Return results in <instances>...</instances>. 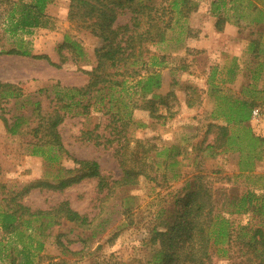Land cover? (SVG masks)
I'll return each instance as SVG.
<instances>
[{"label": "rangeland", "instance_id": "1", "mask_svg": "<svg viewBox=\"0 0 264 264\" xmlns=\"http://www.w3.org/2000/svg\"><path fill=\"white\" fill-rule=\"evenodd\" d=\"M15 1L0 0V82L17 85L23 93L16 101L10 100L0 106V114L9 124L13 116L29 114L31 105L27 101L40 96L45 107L47 99L41 90H49L55 83L68 87L85 84V72L96 65L94 49L100 45V41L80 22L69 20V0H51L46 7L44 26L19 34L31 55L7 54L6 51L15 46V37L5 31L6 15ZM195 1L199 7L185 21V26L190 29L189 36L176 44L166 39L162 43L148 45L150 52L166 57L159 67L163 83L156 93L165 96L171 91L172 95L165 98V102L159 99L154 101L155 116H151L147 110H135L128 130L132 147L140 140L158 147L179 148L178 159L182 160L176 167L179 173L177 179L163 180V168H159L156 181L140 177L137 185L115 190L102 205L99 200L102 194H98L94 179L84 180L61 192L47 188L29 189L28 186L36 180L50 181L67 175V170L73 167L72 160L55 150L45 153L47 157L56 155L54 160L33 155L31 137L25 133L26 124L22 123L21 133L11 135L0 118V185L5 186L4 189L0 187V197L11 190L22 196V202L31 210H46L67 201L80 214L95 217L91 229L62 222L46 230L43 235L39 229L30 232L44 245L40 252L42 262L49 261L50 257L54 261L63 260L65 264H149L152 253L159 248L158 244H150V231L165 228L166 212L174 205L175 198L183 197L186 183L193 173L201 172L208 178L211 187L219 191L215 199L220 203L223 193L238 198L248 189L254 190L258 197H264V147L255 154L260 157L257 158L254 153L248 152L244 138L235 140L236 143L231 146L225 143L219 146L215 142L216 129L208 128L210 123H224L221 114L217 118L211 115L213 111L221 113L225 109L217 95L230 99L242 98L254 89L252 96L257 103L255 109L259 111V116L251 118L245 127L255 135L264 137V35L260 41L259 55L254 56L250 51V41L255 38L253 33L260 30L261 24L250 23L255 13L243 9V17L238 24L226 21L222 25V28L227 27L226 34L214 35L211 29L216 30L217 17L209 12V4L214 0ZM251 1L264 11V0ZM49 6L51 10H47ZM231 14V10L226 13L227 16ZM126 20L127 15H124L118 22L124 23ZM199 27L204 29L200 35L197 32L201 31ZM65 36L82 47L84 54L76 62L70 49L61 47ZM189 38L203 41L195 46H187ZM32 55L43 57L35 58ZM231 68L233 79L227 75ZM212 76L214 86L209 87L208 78ZM189 102L191 106L187 105ZM21 105L26 108H21ZM105 119L103 111L97 109L88 116L68 114L58 126V131L71 157L96 160L103 176L108 180L118 179L121 171L113 148L83 142L79 138L82 130L93 129L95 125L102 132ZM229 128L235 135L242 133L240 126L230 124ZM208 144L214 146L212 150L206 149ZM239 148L245 149L240 153ZM250 175H254V179L249 180ZM124 205L131 209V223L122 214ZM1 207L4 205L0 202ZM247 215L253 225L260 219L264 223V218L260 216ZM247 215L233 217L234 223L246 221ZM117 231L115 240L107 242L111 234ZM19 248L20 244H16L0 229V264H10L9 255ZM81 249L86 256L71 254ZM213 264H239V259L214 256Z\"/></svg>", "mask_w": 264, "mask_h": 264}, {"label": "trees", "instance_id": "2", "mask_svg": "<svg viewBox=\"0 0 264 264\" xmlns=\"http://www.w3.org/2000/svg\"><path fill=\"white\" fill-rule=\"evenodd\" d=\"M50 2L17 0L11 4L6 15L5 31L15 37V46L8 49L7 54L31 55L19 34L44 26L47 20L45 11ZM209 5L210 14L217 17L215 28L218 31L222 30L226 21L238 24V20L243 17V9L255 13L250 23L261 24V28L253 33L255 38L250 41V51L254 56L259 55L260 41L264 35V11L251 0H214ZM198 7L195 0H69V20L80 22L100 41V45L94 49L96 65L85 72L86 83L69 87L55 83L49 90H41L47 99L45 107L40 96L27 101L31 105L29 114L13 116L10 124L0 114L6 131L11 135L21 133L22 123L26 124L25 133L31 137L33 155L54 160L56 155L47 157L45 153L55 150L72 160L73 167L67 170V175L50 181L36 180L28 186L29 189L47 188L61 192L84 180L94 179L98 194H102L99 199L102 205L115 190L137 185L140 177L156 181L159 168H163L161 178L165 181L179 177L176 169L182 160L178 159L179 148L158 147L140 140L132 147L128 130L135 110H147L151 116H155L154 101L159 99L165 102L164 99L172 95L171 91L165 96L156 93L163 83L159 67L164 64L166 57L150 52L148 45L162 43L166 39L175 44L182 42L190 32L185 21ZM229 10L232 14L227 16ZM124 15H127V20L119 23L118 19ZM173 34L176 35L173 37ZM61 47L70 49L75 56L74 62L84 54L82 47L68 36L64 37ZM227 75L233 79V68L227 71ZM208 84L209 87L214 86L213 76L208 78ZM253 92L254 89L249 90V95L242 98L216 96L224 103L225 109L221 113L213 111L211 115L217 118L221 114L224 123H210L208 128L216 129L215 142L219 146L223 143L231 146L244 138L248 152L254 155L264 147V137L255 135L245 127L251 119L252 110L257 106ZM22 96L19 86L0 82V106ZM191 104L187 103L188 106ZM95 109L102 110L106 116L102 132L95 125L93 129L82 130L79 138L83 142L113 148L121 171L118 179L108 180L103 176L96 160L71 157L58 131V126L68 114L88 116ZM230 124L240 126L241 135L231 133ZM213 147L206 145L209 150ZM244 149L237 150L242 153ZM250 176L249 180L254 179V175ZM0 187L5 188L4 185ZM186 187L183 197L175 198L174 205L166 212L165 228H153L150 231V244H158L159 248L152 253L149 264H213L214 256L230 260L237 258L239 264H264V223L260 219L253 225L247 215L252 213L264 218V197H258L254 190L248 189L238 198L223 193L220 203L215 199L219 191L211 187L208 178L201 172L193 173ZM21 198L11 190L0 197L4 205L0 208V229L16 244H20V248L9 255L10 264H65L63 260L54 261L50 257L49 261L42 262L40 252L44 245L30 232L39 229L43 235L46 230L62 222L91 229L95 217L80 214L67 201L46 210H31ZM122 210L125 220L131 223V209L124 205ZM243 215H247L246 221L235 224L233 217ZM117 235L118 231L113 232L107 242L112 243ZM71 254L86 256L83 249Z\"/></svg>", "mask_w": 264, "mask_h": 264}, {"label": "crops", "instance_id": "3", "mask_svg": "<svg viewBox=\"0 0 264 264\" xmlns=\"http://www.w3.org/2000/svg\"><path fill=\"white\" fill-rule=\"evenodd\" d=\"M47 10H51L50 6L47 8ZM199 28L201 29V31L200 32L197 31L199 33L198 35H200L204 32L203 28H201V27H199ZM226 28L227 27L222 28V30H220V31L211 29V32L217 36H224V34H226V33H224V32H226L225 31ZM199 37H201V36H199ZM198 39L199 38H189V40H187V44H188L187 46H195L197 43L201 44L203 40H198ZM224 51H226V50H224Z\"/></svg>", "mask_w": 264, "mask_h": 264}, {"label": "built area", "instance_id": "4", "mask_svg": "<svg viewBox=\"0 0 264 264\" xmlns=\"http://www.w3.org/2000/svg\"><path fill=\"white\" fill-rule=\"evenodd\" d=\"M258 116H259V111L256 110V109H253V110H252V113H251V118H252V119H255V118H257Z\"/></svg>", "mask_w": 264, "mask_h": 264}]
</instances>
